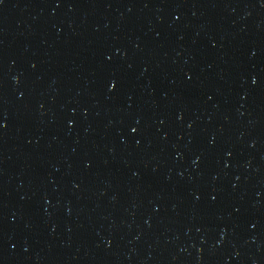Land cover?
Returning <instances> with one entry per match:
<instances>
[{"label": "water", "instance_id": "95a60500", "mask_svg": "<svg viewBox=\"0 0 264 264\" xmlns=\"http://www.w3.org/2000/svg\"><path fill=\"white\" fill-rule=\"evenodd\" d=\"M0 264H264V0H0Z\"/></svg>", "mask_w": 264, "mask_h": 264}]
</instances>
